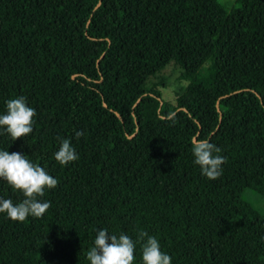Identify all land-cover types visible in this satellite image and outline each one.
<instances>
[{"label":"trees","instance_id":"trees-1","mask_svg":"<svg viewBox=\"0 0 264 264\" xmlns=\"http://www.w3.org/2000/svg\"><path fill=\"white\" fill-rule=\"evenodd\" d=\"M17 96L34 130L0 148L57 185L40 218L0 213V264H89L101 227L156 236L172 264H264V215L243 198H264V0H0V112ZM195 139L221 149L218 178ZM0 198L23 199L2 180Z\"/></svg>","mask_w":264,"mask_h":264},{"label":"clouds","instance_id":"clouds-1","mask_svg":"<svg viewBox=\"0 0 264 264\" xmlns=\"http://www.w3.org/2000/svg\"><path fill=\"white\" fill-rule=\"evenodd\" d=\"M35 109L28 105L24 96L4 101V111L0 112V134H6L15 141L33 132ZM83 131L76 130L79 138ZM59 147L52 153V159L61 166L78 159V154L68 138H58ZM221 149L208 139H195L191 143L193 164L200 174L208 179H216L222 174L225 157ZM0 180L5 181L13 191H19L23 199L14 203L11 199L0 198V213L13 221L23 222L28 217L40 218L50 207L43 197L46 189H53L57 179L44 167L34 164L25 154L9 152L0 148ZM139 245L138 264H172V257L161 250L156 236L139 231L133 239L125 232L118 235L105 228H97L92 246L86 253L89 264H133L134 253Z\"/></svg>","mask_w":264,"mask_h":264},{"label":"rangeland","instance_id":"rangeland-1","mask_svg":"<svg viewBox=\"0 0 264 264\" xmlns=\"http://www.w3.org/2000/svg\"><path fill=\"white\" fill-rule=\"evenodd\" d=\"M224 2L226 1H235V0H222ZM166 74L169 76L170 79V84L171 87L169 90L166 92V97L168 95H171L172 97L174 96V86L178 83L177 78L180 74V70L174 69V68H169L166 72ZM165 96V95H164ZM243 198L249 201L262 215H264V198L261 197L259 194L256 192H253L251 190H245L243 192Z\"/></svg>","mask_w":264,"mask_h":264}]
</instances>
